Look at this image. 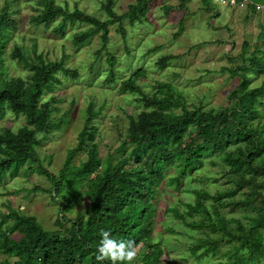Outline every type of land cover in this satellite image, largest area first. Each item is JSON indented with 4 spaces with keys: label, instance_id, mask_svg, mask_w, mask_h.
<instances>
[{
    "label": "trees",
    "instance_id": "trees-1",
    "mask_svg": "<svg viewBox=\"0 0 264 264\" xmlns=\"http://www.w3.org/2000/svg\"><path fill=\"white\" fill-rule=\"evenodd\" d=\"M16 1L3 0L0 7V119L12 114L21 120L15 131L0 128V185L7 177L37 173L47 180V186H35L28 192H48L58 209L56 229L50 232L34 216L13 208L10 201L3 203L0 264H98L95 255L102 229L110 231L114 239L136 243L138 255L132 264H165L164 247L154 240L160 223L154 201L166 178L174 189L184 184L181 190L192 196L191 200L180 198V205L168 208L174 222L167 228L173 232L177 225L189 238L190 258L198 262L213 257L219 245L225 244L228 251L222 255L226 258L217 264H264V79L250 86L252 75L264 71V33L251 52L247 42L242 44L240 65L223 69L237 79L223 107L188 106L186 98L166 82H158L155 93L145 94L136 83L144 75L138 70L117 89L120 94H135L140 105L128 117L123 142L115 150L117 156L100 157L94 143L97 112L90 106L77 145L60 170L51 173L42 165L37 148L40 138L69 122L68 111L59 118L53 116L62 101L55 90L77 73L65 65L68 55L62 53L51 60L38 53L32 37H28L29 45L21 36L10 46L18 27L17 10H12ZM25 1L33 11L28 14L32 27L48 29L56 23L53 33L64 37L67 25H82L69 36L76 48L98 35L100 46L93 62L97 64L104 55L110 67L105 80L114 83L118 59L109 51V28L117 24L116 32L127 41L123 22H147L153 0H133L120 15L113 8L114 0H104L100 7L106 13L104 20L76 5L70 9L66 2ZM201 1L206 12L216 9L212 0ZM241 1L236 0L237 4ZM179 2L177 9L187 14L186 0ZM170 7L164 6V10L168 12ZM247 7L250 13H264V0H249ZM174 58L177 56L162 57L157 65L165 68ZM17 68L24 76L11 70ZM78 151L85 152L86 159L76 165L71 159ZM205 162L216 166L224 181V187L213 193L200 182ZM192 179L199 186L186 183ZM83 196L87 197L85 211L69 218L75 201ZM237 212L240 217L235 216Z\"/></svg>",
    "mask_w": 264,
    "mask_h": 264
},
{
    "label": "rangeland",
    "instance_id": "rangeland-1",
    "mask_svg": "<svg viewBox=\"0 0 264 264\" xmlns=\"http://www.w3.org/2000/svg\"><path fill=\"white\" fill-rule=\"evenodd\" d=\"M56 1L59 4L66 2L70 9L76 5L101 20L106 18V13L100 8L104 0ZM248 1L242 0L233 6L225 0H212L216 9L206 12L201 0H186V14L185 10L177 9L179 0H153L147 22L134 25H130L128 20L123 22L127 41L116 32L117 24L112 25L109 28V51L118 59L113 71L116 80L114 83L105 80L110 69L105 61L106 57L102 55L97 64L93 62L100 46L98 35L91 37L86 45L76 48L69 36L82 28V25H67L66 36L55 35L51 28L56 23L48 29L42 26L32 27L28 21V14L33 13L29 2H14L12 10H17L14 18L18 27L10 40V46L13 41H19L21 36L25 37L24 44L29 45L28 37H32L37 42L38 53L47 55L51 60L59 59L62 53L68 55L65 65L77 73L73 78L64 79L63 85L55 90L62 101L56 105L59 110L53 116L59 118L63 112L68 111L70 119L60 130L52 131L47 138H40L37 153L46 170L51 173L60 170L67 154L77 145V135L83 127L90 106L97 112L93 120L97 129L94 143L97 144L100 157L105 158L110 154L117 156L115 150L123 142L128 117L140 110L135 94H120L117 89L123 80L138 70H143L144 75L136 83L145 94L155 93L157 83L166 82L186 98L188 106L202 105L214 109L223 107L228 92L237 82L236 78H232L223 69L233 64L240 65L242 44L247 42L251 52L258 36L264 33V13H250ZM130 3L133 0H114L113 8L120 15ZM2 4L3 0H0V7ZM164 6L172 7L166 12ZM179 23L183 26L181 31ZM168 55L177 58L170 60L165 68L158 67L159 59ZM92 65L94 67L90 69ZM11 70L22 76L25 74L21 68ZM263 79L264 71L252 75L250 86L259 85ZM20 121L14 115L7 114L0 119V128L8 127L15 131ZM85 159L86 153L78 151L71 163L78 165ZM199 174L202 177L200 182L204 181L203 187L211 193L224 187L220 170L216 166L205 162ZM164 182L154 201L157 207L156 218L160 220L155 229L154 240L164 247V263L217 264L224 261L226 257L222 254L228 251L225 244L219 245L215 256L197 262L189 257L187 247L190 240L179 226L174 225L173 232L167 231L174 222L168 208L180 205V198L191 200L192 196L181 190L184 184L177 190L166 183L167 178ZM187 182L199 186L193 179ZM35 186L45 189L47 180L37 173H31L27 177H7L0 185V212L5 213L3 203L10 201L13 208L34 216L45 229L52 232L56 229L54 221L58 206L44 190L28 192ZM13 190L18 191L12 193ZM85 199L87 197L83 196L75 201L68 213L69 218H73L78 211H85ZM235 216L240 217L241 213L237 212ZM174 256L181 259H172Z\"/></svg>",
    "mask_w": 264,
    "mask_h": 264
},
{
    "label": "clouds",
    "instance_id": "clouds-1",
    "mask_svg": "<svg viewBox=\"0 0 264 264\" xmlns=\"http://www.w3.org/2000/svg\"><path fill=\"white\" fill-rule=\"evenodd\" d=\"M138 247L134 241L117 240L108 230L100 231V240L96 247L95 260L98 264L109 261L110 264H132L137 258ZM179 261L180 257H172Z\"/></svg>",
    "mask_w": 264,
    "mask_h": 264
},
{
    "label": "built area",
    "instance_id": "built-area-1",
    "mask_svg": "<svg viewBox=\"0 0 264 264\" xmlns=\"http://www.w3.org/2000/svg\"><path fill=\"white\" fill-rule=\"evenodd\" d=\"M228 1H229V0H228ZM229 3H231V5H233V6L237 5L236 0H230ZM238 4H239V3H238Z\"/></svg>",
    "mask_w": 264,
    "mask_h": 264
}]
</instances>
